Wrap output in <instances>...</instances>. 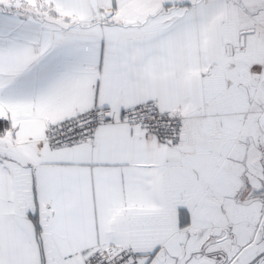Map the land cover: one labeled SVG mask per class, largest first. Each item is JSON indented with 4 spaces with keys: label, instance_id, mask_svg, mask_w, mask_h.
I'll use <instances>...</instances> for the list:
<instances>
[{
    "label": "snow or ice",
    "instance_id": "obj_1",
    "mask_svg": "<svg viewBox=\"0 0 264 264\" xmlns=\"http://www.w3.org/2000/svg\"><path fill=\"white\" fill-rule=\"evenodd\" d=\"M0 264H264V0H0Z\"/></svg>",
    "mask_w": 264,
    "mask_h": 264
}]
</instances>
